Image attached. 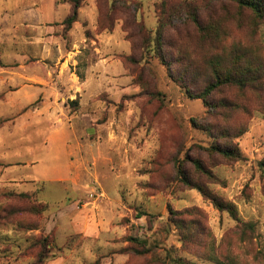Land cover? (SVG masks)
Segmentation results:
<instances>
[{
  "label": "rangeland",
  "instance_id": "1",
  "mask_svg": "<svg viewBox=\"0 0 264 264\" xmlns=\"http://www.w3.org/2000/svg\"><path fill=\"white\" fill-rule=\"evenodd\" d=\"M72 7L0 0V264H264V19L234 0H81L65 30ZM216 58L261 72L212 109L194 97Z\"/></svg>",
  "mask_w": 264,
  "mask_h": 264
},
{
  "label": "trees",
  "instance_id": "2",
  "mask_svg": "<svg viewBox=\"0 0 264 264\" xmlns=\"http://www.w3.org/2000/svg\"><path fill=\"white\" fill-rule=\"evenodd\" d=\"M73 3L72 12L70 15L63 21V26L65 30H69L73 23L77 20V10L80 5L81 0H71ZM238 3L241 8H245L250 10L253 13V18L255 20H263L264 19V0H234ZM196 22V20H193ZM157 44H161L160 36H157ZM222 59L216 58L210 61L211 64V80L208 82L206 87L198 94L195 95V99H200L204 105L209 108L216 109L217 106H213L212 103L209 102V97L212 92L218 90L221 87L228 85H235L239 88L243 89L250 84H254L260 79L261 68L260 65L253 63L252 61L241 60L240 58H236L235 61L230 66L222 65ZM188 93V91H185ZM191 97V95H189ZM210 152L221 155L222 157L232 160L237 157V153L233 150H228L225 148H219L216 146H212L210 148ZM262 174L264 175V163L259 164ZM196 169L198 171H203V168L196 163ZM179 178L185 183L187 186H191L190 182L184 176V173L181 169H179ZM202 196H204L207 200H209L212 205L218 209L219 211H226L232 218L236 217V209L233 205L225 203L220 198L208 193L202 187H195ZM12 198L24 199L29 201L31 196L26 192L21 193H11L9 194ZM46 204L38 203V205H31L29 208V212L33 214H40L47 209ZM142 215V214H141Z\"/></svg>",
  "mask_w": 264,
  "mask_h": 264
},
{
  "label": "crops",
  "instance_id": "3",
  "mask_svg": "<svg viewBox=\"0 0 264 264\" xmlns=\"http://www.w3.org/2000/svg\"><path fill=\"white\" fill-rule=\"evenodd\" d=\"M62 181V180H61Z\"/></svg>",
  "mask_w": 264,
  "mask_h": 264
}]
</instances>
